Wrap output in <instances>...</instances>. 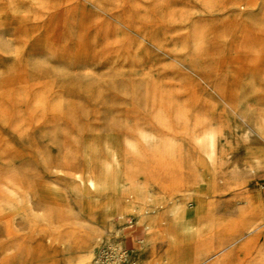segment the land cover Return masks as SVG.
I'll return each instance as SVG.
<instances>
[{
    "label": "rangeland",
    "instance_id": "1",
    "mask_svg": "<svg viewBox=\"0 0 264 264\" xmlns=\"http://www.w3.org/2000/svg\"><path fill=\"white\" fill-rule=\"evenodd\" d=\"M106 243L264 264V0H0V264Z\"/></svg>",
    "mask_w": 264,
    "mask_h": 264
},
{
    "label": "bare ground",
    "instance_id": "2",
    "mask_svg": "<svg viewBox=\"0 0 264 264\" xmlns=\"http://www.w3.org/2000/svg\"><path fill=\"white\" fill-rule=\"evenodd\" d=\"M108 246L110 249V257H108L107 261L110 264H125V262L132 260H135L137 264H140L139 260L134 256L133 252H130L127 250L125 246L122 248L120 247H113L109 243L104 244ZM95 260V257H94ZM93 260V261H94Z\"/></svg>",
    "mask_w": 264,
    "mask_h": 264
},
{
    "label": "crops",
    "instance_id": "3",
    "mask_svg": "<svg viewBox=\"0 0 264 264\" xmlns=\"http://www.w3.org/2000/svg\"><path fill=\"white\" fill-rule=\"evenodd\" d=\"M255 196L252 197L251 202H250L252 207L249 209V211H247L248 214L253 213L255 215L251 217V221H249L247 224L241 225V230L250 229L256 223L254 222V219L260 214V211H261V208L259 206L260 201H258V198H255ZM243 213H245V211H243Z\"/></svg>",
    "mask_w": 264,
    "mask_h": 264
},
{
    "label": "built area",
    "instance_id": "4",
    "mask_svg": "<svg viewBox=\"0 0 264 264\" xmlns=\"http://www.w3.org/2000/svg\"><path fill=\"white\" fill-rule=\"evenodd\" d=\"M110 257V249H103L100 251L98 256L94 260V264H110L108 263L107 259ZM125 264H137L135 260H130L128 262H125Z\"/></svg>",
    "mask_w": 264,
    "mask_h": 264
}]
</instances>
